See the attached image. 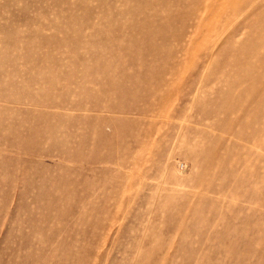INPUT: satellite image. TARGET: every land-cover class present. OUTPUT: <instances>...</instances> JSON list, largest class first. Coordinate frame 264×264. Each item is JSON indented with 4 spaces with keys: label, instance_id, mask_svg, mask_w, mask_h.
Wrapping results in <instances>:
<instances>
[{
    "label": "rangeland",
    "instance_id": "rangeland-1",
    "mask_svg": "<svg viewBox=\"0 0 264 264\" xmlns=\"http://www.w3.org/2000/svg\"><path fill=\"white\" fill-rule=\"evenodd\" d=\"M0 264H264V0H0Z\"/></svg>",
    "mask_w": 264,
    "mask_h": 264
}]
</instances>
